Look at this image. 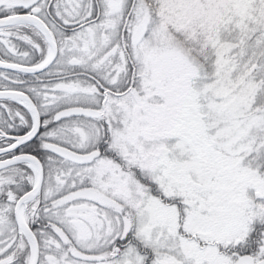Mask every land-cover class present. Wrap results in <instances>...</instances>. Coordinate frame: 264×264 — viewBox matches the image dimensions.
<instances>
[{
  "label": "snow or ice",
  "instance_id": "obj_1",
  "mask_svg": "<svg viewBox=\"0 0 264 264\" xmlns=\"http://www.w3.org/2000/svg\"><path fill=\"white\" fill-rule=\"evenodd\" d=\"M0 264H264V0H0Z\"/></svg>",
  "mask_w": 264,
  "mask_h": 264
}]
</instances>
